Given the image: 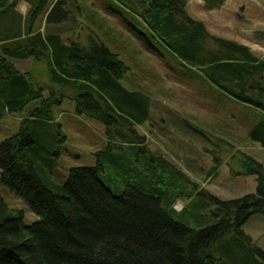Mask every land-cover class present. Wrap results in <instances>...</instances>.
<instances>
[{"label": "trees", "instance_id": "1", "mask_svg": "<svg viewBox=\"0 0 264 264\" xmlns=\"http://www.w3.org/2000/svg\"><path fill=\"white\" fill-rule=\"evenodd\" d=\"M26 1L29 9L21 17L18 0H0V118L22 110L32 99L39 103L20 118L15 133L0 140V179L24 198L38 219L24 224L22 209L0 196V264H234L230 248H224V256L212 250L229 229L264 262V249L252 244L242 229L252 213L264 212V165L250 155L243 157L238 172L255 176L252 192L222 199L197 191L214 205L212 222L193 227L179 219L183 209L176 210L174 201L191 193L181 186L180 172L171 176L174 168L165 158L152 151L146 157L135 147H145L144 136L133 126L148 118L149 99L120 85L128 66L100 40L67 41L59 26L51 33L32 29L39 13L44 24L67 20L66 0L48 5L47 0ZM118 1L184 65L262 109L249 136L264 146V57L244 43L208 31L187 12L186 0ZM224 1L202 0L208 10ZM9 56H31L38 74L20 71ZM64 98L74 101L77 112L102 121L109 135L114 126L127 129L130 149L120 151L108 140L95 164L71 166L61 183H53L49 165L54 143L65 135L51 121V106ZM106 169L109 176L122 173L115 179L116 185L121 182L118 193L101 179Z\"/></svg>", "mask_w": 264, "mask_h": 264}, {"label": "rangeland", "instance_id": "2", "mask_svg": "<svg viewBox=\"0 0 264 264\" xmlns=\"http://www.w3.org/2000/svg\"><path fill=\"white\" fill-rule=\"evenodd\" d=\"M51 1L47 0V5ZM66 7L67 20L44 24L43 15L39 13L32 29L40 27L44 32L50 29L51 33L59 26L67 41L75 39L88 44L92 39L100 40L125 62L128 68L118 79L120 85L138 90L149 99L148 118L133 126L137 135H143L145 140V147L138 145L136 149L143 150L146 157L152 151L165 158L174 168L171 176L176 177L175 173L180 172L184 179L181 186L191 193L187 198L183 196L174 201L176 210L183 209L179 219L193 227L214 220L210 213L214 205L203 193H197L199 189L222 199L255 190V176L238 171L243 168L245 154L264 165V146L249 136L252 126L263 115L262 109L234 98L196 68L184 65L118 0H66ZM16 9L22 17L29 4L18 0ZM185 9L192 17L202 18L208 31L246 40L256 55L264 57V0H226L212 10L205 9L202 0H186ZM8 58L20 71L38 74L39 65L31 56ZM38 103L39 99L35 98L20 111L6 112L0 118V140L15 133L20 118ZM51 113V121L59 123L65 135L54 143L56 153L49 165L53 183H61L71 166L95 164L97 153L107 148L108 140H114L120 151L130 149L126 140L131 134L127 129L123 132L117 128L119 133L114 126L109 135L102 121L77 112L72 99L64 98L61 103L53 104ZM121 174L109 176L106 169L100 177L118 193L122 189L121 182L116 185L115 179L119 180L117 176ZM0 196L7 205L22 209L24 224L38 219L24 198L1 179ZM242 229L250 235L252 244L264 249V212L252 213ZM234 235L229 229L213 243L215 255L224 256V248H230L232 260H236L234 264H264L245 240Z\"/></svg>", "mask_w": 264, "mask_h": 264}, {"label": "crops", "instance_id": "3", "mask_svg": "<svg viewBox=\"0 0 264 264\" xmlns=\"http://www.w3.org/2000/svg\"><path fill=\"white\" fill-rule=\"evenodd\" d=\"M20 2L22 1V2H24V3H26V4H28V2L26 1V0H19ZM226 1V0H225ZM223 4H224V2H223ZM222 4V5H223ZM20 11L22 10V9H19ZM212 10V9H211ZM195 18V17H194ZM197 19H201L202 20V18H199V17H196ZM206 28H208V26H207V24H206ZM40 29V28H39ZM225 37H228V36H225ZM228 38H231V37H228ZM237 38V37H236ZM232 39H235V38H232ZM235 40H237L238 42H241V43H244V44H246V45H248V43H247V41L246 40H241V38L240 39H235ZM249 46V45H248ZM21 59H24V58H21Z\"/></svg>", "mask_w": 264, "mask_h": 264}]
</instances>
